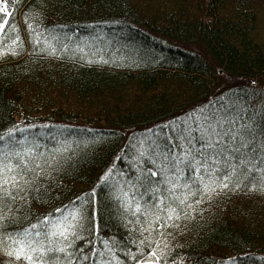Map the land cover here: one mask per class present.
I'll use <instances>...</instances> for the list:
<instances>
[{
  "label": "trees",
  "instance_id": "16d2710c",
  "mask_svg": "<svg viewBox=\"0 0 264 264\" xmlns=\"http://www.w3.org/2000/svg\"><path fill=\"white\" fill-rule=\"evenodd\" d=\"M7 6L12 15L0 18L4 43L11 45L18 31L23 46L0 56V130L25 129L17 139L27 137L43 156L37 155L40 175L26 198L4 208L0 231L29 228L87 194L89 219L85 239L69 249L73 264H148L153 250L160 264H264L261 172L210 195L193 184L196 194L180 205L156 165L139 154L142 141L150 152L164 141L179 154L177 145L185 143L179 135L190 127L198 136L205 111L235 105L232 114L242 117L237 128L264 120V0H12ZM13 25L17 31L9 32ZM262 141L257 134L254 145ZM194 176L185 169L180 183ZM121 188L152 214L134 215L135 202L126 210ZM154 188L161 189L155 197ZM161 197H167L162 207L177 209L171 220L154 207ZM92 248L104 255L93 256ZM0 264L27 262L0 252Z\"/></svg>",
  "mask_w": 264,
  "mask_h": 264
},
{
  "label": "snow or ice",
  "instance_id": "6c2138e0",
  "mask_svg": "<svg viewBox=\"0 0 264 264\" xmlns=\"http://www.w3.org/2000/svg\"><path fill=\"white\" fill-rule=\"evenodd\" d=\"M10 2L12 0H0V13L5 14L4 17L0 18L5 19V22H7V17L12 15L7 6ZM3 27L0 24V30ZM28 27L32 29L31 24ZM12 31H17L15 25L9 29V32ZM4 36L5 34L0 31V56L6 53L16 55L17 48L23 46L18 31L11 45H5ZM235 107V105H229L223 113L217 110L216 113L204 116L203 121L198 124L200 130L198 136H193L191 134L193 129L187 127L179 135V139L185 141V143L177 145L181 149L179 154L172 152L169 145L164 141L152 145L151 152L143 148L144 142H141L140 156H147L151 163L156 165L159 173L165 177L161 182L169 185L166 191L180 205L185 203L188 196L196 194L195 191H192L193 184H203V194L210 195L215 193L218 188L220 190L229 188L230 183L238 179L239 176H244L247 179L253 171L261 172L260 190L264 191V141L254 145L257 134L264 136V120L241 124L237 128L236 123L242 117L238 113L236 115L232 114ZM245 112H247V109H245ZM24 131L25 129L18 127L7 131L0 130V230L4 227V221L8 219L4 208L14 204L17 199H25L26 196L22 194H26L33 187L40 175L36 171L41 167V164L37 161V155L43 156V153L37 154L35 149L39 148V145L31 146L27 141V137L17 139L15 133ZM249 136H252V139H248ZM244 149H249L251 154L243 151ZM257 159L261 167L253 163ZM157 160H160L161 163L156 164ZM34 161L36 163L33 166ZM234 161L236 162L234 163ZM249 164L252 165L251 168L247 167ZM170 169L173 172L172 176L168 175ZM185 169L194 172L195 176L192 178L191 183L181 184L180 176ZM205 174L208 176V183H204ZM150 175L156 176L157 172L150 170ZM220 176H223V179L219 182H217V179H213V177L219 178ZM173 177H175V180ZM242 183L243 181L236 183V188L241 187ZM178 188L188 189L189 191L187 194H182L183 198H181V196L175 195ZM255 188L256 185H253L252 190H255ZM160 191V188L152 189L154 197ZM83 195V200L81 196H77L69 204L55 209V213L59 215L49 213L39 219L37 224H32L29 228H24L15 233L5 235L3 231H0V252L17 261L24 260L27 264H73V260L77 258L69 249L76 246V241L85 239L81 233L86 230L85 221L89 219L85 208L89 201L87 194ZM128 197L129 193L121 188L120 199L123 201L126 210L135 202L134 215L141 212H144L145 215L152 214L151 208L142 209L140 202L136 201L135 197L132 199ZM166 199L167 197L156 199L154 207L157 210L166 211L168 214L167 219L171 220L173 216L177 215V209L171 204L167 205L166 208L162 207ZM160 219L159 215L155 216L156 221ZM148 230V228L144 229V231ZM146 241L147 237L141 240L140 244L144 245ZM105 249L107 252H111L106 242ZM83 251L84 249L81 248L80 252ZM140 251L143 252L142 247ZM91 252L93 256L97 254L104 255L103 252L98 253L95 248H92ZM60 254H63V257ZM148 257V264H152V257H156L155 264H160V260L163 258L157 256L155 250L150 252ZM82 258L83 260L89 259L88 256ZM113 259L118 261V257L113 256ZM133 259H135V256H133ZM98 264H108V262L100 260Z\"/></svg>",
  "mask_w": 264,
  "mask_h": 264
},
{
  "label": "rangeland",
  "instance_id": "374dc122",
  "mask_svg": "<svg viewBox=\"0 0 264 264\" xmlns=\"http://www.w3.org/2000/svg\"><path fill=\"white\" fill-rule=\"evenodd\" d=\"M211 113V111L209 110V111H205L203 114L201 113V115L199 116L200 118H201V120H203V117L204 116H206V115H208V114H210ZM139 263V262H138ZM137 264V263H136Z\"/></svg>",
  "mask_w": 264,
  "mask_h": 264
}]
</instances>
